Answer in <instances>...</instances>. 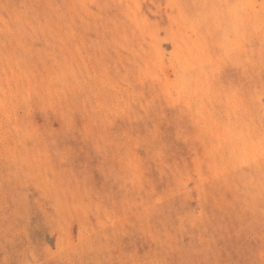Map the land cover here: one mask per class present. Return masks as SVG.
Segmentation results:
<instances>
[{"label":"rangeland","instance_id":"1","mask_svg":"<svg viewBox=\"0 0 264 264\" xmlns=\"http://www.w3.org/2000/svg\"><path fill=\"white\" fill-rule=\"evenodd\" d=\"M0 264H264V0H0Z\"/></svg>","mask_w":264,"mask_h":264}]
</instances>
